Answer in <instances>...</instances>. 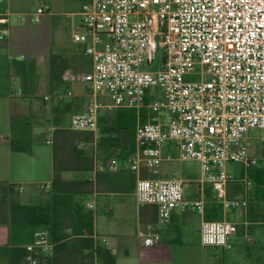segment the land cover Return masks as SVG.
<instances>
[{"label": "built area", "instance_id": "1", "mask_svg": "<svg viewBox=\"0 0 264 264\" xmlns=\"http://www.w3.org/2000/svg\"><path fill=\"white\" fill-rule=\"evenodd\" d=\"M8 2L0 0L1 40L8 36L14 14ZM79 15L83 31L73 40L85 44L93 68L89 74H64L67 81L89 83L87 110L72 116L70 128L98 137L102 107L146 109L136 124V151L129 157L137 174L138 204L157 207L158 225L169 222L177 208L204 215L205 199H186L182 176L159 175L164 160L196 161L200 182L210 185L225 211L236 210L243 218L203 220L201 242L229 247L239 224L248 225L254 183L247 174L235 177L227 166L249 167L264 158V0H90ZM159 51L160 64L153 68ZM101 95L112 103L105 105ZM54 129L46 128L47 143ZM252 130L262 132L261 157L252 153ZM168 144L176 148V157L166 152ZM143 161L150 177L140 175ZM116 163L111 160L110 167ZM234 181L243 183L240 197L228 194ZM40 188L46 189L44 184ZM86 205L95 211L96 197ZM91 238L95 249L109 245V238L96 232ZM159 240L156 228L143 236L145 245ZM55 246L50 229L37 228L25 246L28 264H41ZM94 255V264H102L97 251Z\"/></svg>", "mask_w": 264, "mask_h": 264}, {"label": "crops", "instance_id": "2", "mask_svg": "<svg viewBox=\"0 0 264 264\" xmlns=\"http://www.w3.org/2000/svg\"><path fill=\"white\" fill-rule=\"evenodd\" d=\"M20 27L22 26L10 20L8 36L0 39V264H11V248L25 247L32 241L34 231L42 227L13 223L10 207L13 204L42 202L52 190L53 180L58 181V184H70L74 197L85 203L96 197L93 232L109 238L110 246L107 247L115 255L116 264V248L125 255L135 252L140 262L146 257L151 264H182V257L185 255L183 247L190 243L191 228L195 229L201 241L200 228L203 220L219 215L218 219L211 220L226 218L240 221L238 211H225L210 185L200 182L201 173L188 171L182 177L185 181V198L191 200L203 197L204 215L190 207L177 208L172 212L169 222L158 225L157 207L152 204L139 205L135 196L137 174L131 169L129 157L135 153L136 148L130 149L123 145L111 154L112 148L101 140L100 131L98 137L91 132L85 133L92 137H74L70 131L72 129L63 125L66 117L71 121L74 114L85 112L89 104L88 80L64 79L68 70L83 74L92 71V60L85 53V44L75 42L72 38L73 45L67 51L70 63H61V67L59 64L54 65L48 57H42L47 52L46 46L49 47L50 44L48 32L41 38L46 46L40 47L38 44L35 49L34 46H27V35ZM20 31L23 34H19ZM63 59L61 57L60 60ZM33 69L36 71L35 78ZM27 72L32 75L31 80H26L24 74ZM68 91L72 95H68ZM46 96L49 98L46 99ZM102 96L106 95L100 96V100L106 105ZM105 108L107 107H102L101 110ZM102 119L100 113L99 129ZM49 126L55 129L51 142L47 143L49 137L46 128ZM78 139L80 142L76 148L75 141ZM12 141H16L20 149H13ZM65 147H69V155L64 153ZM122 150L123 156L120 155ZM165 150L177 156V150L172 144H168ZM113 159L117 163L110 167ZM174 160L176 158L163 162ZM163 162L159 167L160 177L175 175L174 170L169 173L163 170ZM140 175H152L144 161L140 165ZM41 184L45 185V190L40 188ZM238 191V186L230 182L229 196L232 197ZM131 198L136 202V212L129 207ZM262 224L263 222L248 220V225L242 224V228L239 226L238 232L232 235L230 241L240 232L246 238L250 234L253 241L254 228ZM151 228L157 229L160 240L149 246L144 244L143 236ZM174 231L179 232L177 237L172 236ZM262 239L264 234L259 232V241ZM72 245L76 252H71L75 253L63 251L50 264H87L89 261L84 257L86 253H82L78 242L72 241ZM203 246L214 247L218 249L217 253H220V249L226 251L231 248L230 242L227 248ZM212 262L216 264L214 258ZM261 263H264V251L249 257L245 264Z\"/></svg>", "mask_w": 264, "mask_h": 264}, {"label": "rangeland", "instance_id": "3", "mask_svg": "<svg viewBox=\"0 0 264 264\" xmlns=\"http://www.w3.org/2000/svg\"><path fill=\"white\" fill-rule=\"evenodd\" d=\"M89 1L90 0H9L8 6L10 11L14 13L11 16L12 22L14 24H18V26H22L20 29L24 30L26 33L25 35H27V46H34L36 49L39 44L40 47H45L46 44L43 40H41V38H44V33L46 34L48 32L50 34L49 47L46 46L45 51L47 52L43 54L42 57L44 58V56H46L45 59L48 57V59L52 61L54 65L59 64L62 67L61 63H70L67 51L73 45L71 39L73 38L75 32L83 31L80 23L81 16L79 15V11H81L83 5ZM19 34H23V31H20ZM161 53L162 52L159 51L158 59L154 63L153 68H156L160 64L161 58L159 55H161ZM61 57L64 58V62L63 60H60ZM143 68H147V66L144 65ZM33 73L35 78L36 71L34 69ZM24 76L26 77V80H31V78H33L29 72L25 73ZM189 77L192 79L198 78L196 75ZM152 91H154V89H152ZM102 99L107 102V104L112 103L111 99L107 96H102ZM124 109V107H107L102 109L100 111L101 118H103L102 125H104L107 120L112 119L118 113V111ZM146 111V109H141L140 111L136 110L137 122L139 119L144 118ZM63 125L70 128L69 117L65 118ZM100 130L101 127L99 131ZM70 131L74 137H82L86 135L89 137V135H91L82 131ZM261 133L262 132L260 130H252L249 134L251 149H253L252 153L259 157L262 156V142L260 140ZM90 137H92V135ZM79 142L80 139L75 141L76 148H78ZM65 148L66 151L64 153L69 155L68 152L70 149L67 152V148L69 147ZM122 151L120 154L121 156L124 154V151ZM259 167H264V158H260L258 164L254 167H244L240 163H229L227 170L237 178H242L244 174H247L253 183H255L251 175V170H256ZM162 168L166 173L174 170L177 175L182 177L188 171L196 174L200 173V165L199 163H196V161H180L178 159L170 162L166 161L163 162ZM233 183L238 186L239 191L237 194H233L232 197L236 195L237 197H240L243 183L240 181H234ZM254 190L255 184L251 193V198L254 194ZM251 198L249 208L252 202L254 206H257L256 210L261 209L260 206L264 209V199H257L253 201ZM129 204V207L133 209L134 212H136L137 205L133 198L130 199ZM249 208L247 213L248 216ZM242 219L243 218L241 217L240 221ZM239 226L241 228L244 227L242 224H239ZM259 232L264 234V225H258L254 228V232L252 233L253 241H248L245 235L240 232L235 235L231 241H229L231 244V248L229 250L225 251L220 249V253H217L216 250L218 249L211 246H203L199 239V235L194 228H191L189 233V236L191 237L190 243L183 247L185 255L182 257V264H213V258L216 260V264H245L249 257L256 256L264 251V239H262L261 242L259 241ZM173 233L174 234H172V236L175 235L176 237L179 234L178 231H174ZM247 236H250V234ZM254 241H256L258 245L254 243ZM115 254L117 255V264H151V261L146 257H144L140 262L138 254L135 252L125 255L123 252L119 251V248H116Z\"/></svg>", "mask_w": 264, "mask_h": 264}, {"label": "trees", "instance_id": "4", "mask_svg": "<svg viewBox=\"0 0 264 264\" xmlns=\"http://www.w3.org/2000/svg\"><path fill=\"white\" fill-rule=\"evenodd\" d=\"M124 108L101 126V140L111 146V154H114L123 145H127L130 149L136 148V109ZM19 146L16 141L11 142L13 149H20ZM254 166L256 165L249 167ZM251 175L255 182V190L251 200L264 199V167L251 170ZM71 189L70 184H58V181L53 180V188L42 202L37 204H13L10 207L11 221L19 224L44 226L50 229L51 238L56 242V246L53 255L44 258L43 263L50 264L54 260L56 261V256L63 251L76 252L72 241H77L81 246L82 253H86L84 257L89 261L87 264H94L95 251L98 252L102 264H116L115 255L110 248L99 245L98 249H95L93 238H91L94 233V211L88 208L82 199H76ZM234 197H237V195ZM256 208L257 206H254L251 202L249 220L263 222L262 225H264V209L260 206L259 212ZM218 218L219 215L210 218V220ZM75 252H71V254ZM26 255L27 250L25 247L11 248V264H28Z\"/></svg>", "mask_w": 264, "mask_h": 264}]
</instances>
